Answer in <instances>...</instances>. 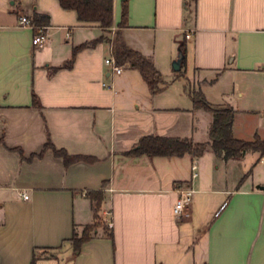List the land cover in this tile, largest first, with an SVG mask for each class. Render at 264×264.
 Listing matches in <instances>:
<instances>
[{
	"label": "crops",
	"instance_id": "1",
	"mask_svg": "<svg viewBox=\"0 0 264 264\" xmlns=\"http://www.w3.org/2000/svg\"><path fill=\"white\" fill-rule=\"evenodd\" d=\"M121 3L113 0V26L161 74L155 92L135 65L108 74L109 29L79 21L58 0H0V264H30L33 254L35 264H264L259 151L125 153L146 135L209 141L213 116L193 104L192 84L209 103L233 108L235 138L264 139V87L256 96L247 81L264 75V0H128L118 27ZM44 14L48 39L34 47L18 16L37 24ZM187 30L179 75L171 63ZM47 140L94 160L65 165L51 149L30 158ZM183 185L193 192L177 218ZM95 190L98 218L112 224H99L76 251L73 233L96 221L87 194Z\"/></svg>",
	"mask_w": 264,
	"mask_h": 264
},
{
	"label": "trees",
	"instance_id": "2",
	"mask_svg": "<svg viewBox=\"0 0 264 264\" xmlns=\"http://www.w3.org/2000/svg\"><path fill=\"white\" fill-rule=\"evenodd\" d=\"M59 5L63 9H72L76 12L77 19L82 22H94L97 23L103 29H109L113 26V0H58ZM121 20L118 23V27H123L127 22L128 15V0H122L121 3ZM35 19L38 25L45 26L48 24V15H40ZM116 40L113 43V53L118 63H129L135 65L141 72L144 80L149 85L152 91L159 90L157 86L161 82V74L155 68L153 63L146 58L140 52L128 47L124 41L120 39L118 32H115ZM100 39L94 40L93 43ZM85 44H80L74 47L72 51V58L67 63L71 65L72 60L76 52ZM178 51H181L184 55L181 66L185 61V41H178ZM190 97L193 104L197 107H202L212 113V122L209 129V141L206 142H193L188 138L179 137H167L158 135H146L139 139L137 145L125 152L127 155H139L147 154L149 156L162 155H182L189 153L193 157L201 156L206 148L210 146L215 154L219 155L223 153V158H237L240 157L243 150H255L259 151L261 156H264V139H261L257 135L253 140H242L235 138L232 134V119L234 110L231 106L225 105H213L209 103L201 90H190ZM32 103L35 106H39L38 99L35 94H32ZM51 149L53 154L57 157H61L65 165L69 163L84 160L93 161L94 158L84 155H70L63 148H56L50 140H47L42 149L38 153H32L30 158L40 157L47 150ZM20 154L22 152L18 149ZM91 200L94 201V218L98 219L97 210L103 199L101 190H95L87 193ZM97 222L93 224H87L84 226L80 236L73 233L72 242L76 251L80 250V245L84 241L91 237L92 231L98 226ZM111 237V233H108ZM37 256L33 254V258L30 264H35Z\"/></svg>",
	"mask_w": 264,
	"mask_h": 264
},
{
	"label": "built area",
	"instance_id": "3",
	"mask_svg": "<svg viewBox=\"0 0 264 264\" xmlns=\"http://www.w3.org/2000/svg\"><path fill=\"white\" fill-rule=\"evenodd\" d=\"M18 24L19 26H27L33 30V34L31 37V44L34 47H41L44 45V43L48 39V33L45 30V26H40L35 24L28 16L26 15H19L18 16ZM117 29L116 26H111L109 30H111L113 33ZM192 35L191 30H187L184 37L185 39H189ZM105 64L108 67V74L109 75H115L119 74L122 70V65L118 63L116 60L114 53H113V43L111 42L110 46V54L104 59ZM103 85H107L105 82H103ZM264 92V90H263ZM192 173L191 176L195 177V165H192ZM176 191L178 193V198L174 204L173 207V214L175 217L179 218L187 214V207L190 204L191 201V194L193 192V189L189 185H183L176 188ZM23 197L26 198L27 195L23 194ZM107 224L109 227H111V220L107 221Z\"/></svg>",
	"mask_w": 264,
	"mask_h": 264
},
{
	"label": "rangeland",
	"instance_id": "4",
	"mask_svg": "<svg viewBox=\"0 0 264 264\" xmlns=\"http://www.w3.org/2000/svg\"><path fill=\"white\" fill-rule=\"evenodd\" d=\"M6 5H8V3H7ZM110 31H111V30H110ZM116 31H117V30H115V32H116ZM115 32L113 33V32L111 31V33H110V35H109L110 40H111L112 43H114V41L116 40V34H115ZM177 40H186L185 37H184V34L181 33L180 36H179V38H177ZM175 49H176L175 51H176V54H177V52H178V42L175 44ZM183 66H184V65H183ZM171 67H172V66H171ZM175 72H177V74L181 75L180 73H181L182 71H181V69H180V70L175 71ZM188 73H189V68H188ZM181 81L184 82V78L181 77ZM247 81L250 82V88H251L252 92H253L256 96H258L259 92L262 91V88L264 87V75H252V76L248 77ZM195 87H196V86H195ZM190 89H191V90H193V89L198 90L199 88H198V89L194 88V86H193V84H192L191 87H190ZM249 159H251V155H250V154H248L247 157H246V159H244V160L247 161V160H249ZM95 222H97V223L100 224V225H104L107 229L110 228V227L108 226V224H107V221H103V220H101L100 218L96 219ZM104 222H105V223H104ZM81 233H82V232H81ZM81 233H79V234L76 233V234H77V236H80Z\"/></svg>",
	"mask_w": 264,
	"mask_h": 264
},
{
	"label": "water",
	"instance_id": "5",
	"mask_svg": "<svg viewBox=\"0 0 264 264\" xmlns=\"http://www.w3.org/2000/svg\"><path fill=\"white\" fill-rule=\"evenodd\" d=\"M183 57H184L183 53L181 51H178L177 57L171 63L173 70L178 71L181 69V62H182ZM244 152L245 150L242 151V153ZM257 188L263 189L264 186L258 185Z\"/></svg>",
	"mask_w": 264,
	"mask_h": 264
}]
</instances>
